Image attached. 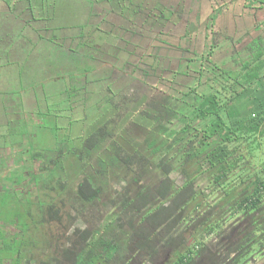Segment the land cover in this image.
Returning <instances> with one entry per match:
<instances>
[{
  "label": "trees",
  "instance_id": "1",
  "mask_svg": "<svg viewBox=\"0 0 264 264\" xmlns=\"http://www.w3.org/2000/svg\"><path fill=\"white\" fill-rule=\"evenodd\" d=\"M189 1L0 0V79L3 68L14 77L0 89V182L10 183L0 206L17 212L18 192H34L31 203L61 171L84 222L70 264L264 257V114L239 110L244 92L264 90V26L220 68L218 41L187 46L202 25H186ZM60 54L80 67L55 81ZM54 101L78 119L53 115ZM17 239L0 232V262L12 251L21 262Z\"/></svg>",
  "mask_w": 264,
  "mask_h": 264
},
{
  "label": "rangeland",
  "instance_id": "2",
  "mask_svg": "<svg viewBox=\"0 0 264 264\" xmlns=\"http://www.w3.org/2000/svg\"><path fill=\"white\" fill-rule=\"evenodd\" d=\"M185 4L189 13L186 25H197L199 19L202 24L198 30L193 33L194 36L189 39L190 43L187 44V46L190 47L191 51L196 50L202 52L207 46L208 49L210 48L211 42L218 41L215 48L211 50V54H214V58H212L216 60L220 68L228 64L229 58L234 53L232 50L235 45L239 44L238 50H241V47L245 45L244 40L247 39V37L252 36L251 33L253 32V28L261 22V20L254 15V11H256L255 8L249 7L246 0H191ZM215 7L222 12L216 19V24H212V20H210L208 26L204 27L207 22L202 23V21L207 15L209 16L212 13V10ZM7 28V23L0 22V42L3 41V30ZM241 42L243 43L241 44ZM25 45L26 44H23V49L25 48ZM19 56L20 59L23 60V54L20 53ZM56 57L57 58H55L54 61L58 64L59 75L55 76V81H59V78L61 77L60 72L63 73L68 68L70 70H77V68L80 67L77 62L67 60V56L65 57L64 54H60V56L56 55ZM49 59L53 58L49 57ZM11 60L13 59L11 58ZM3 69L4 72H2V74L6 76V80H4V77L0 79L1 81L4 80L0 83V89L7 91L8 88L6 86H10L11 89L8 90L10 91L14 88V83L12 82L14 77L7 69ZM60 81L63 82V78ZM191 81L192 80L190 79V84L192 83ZM50 87H52V82ZM133 90L134 89H132L131 92H133ZM239 101H243L244 104L247 105V108L242 107V109H239L241 112L242 110H247V112L260 113L261 115L264 114V90L257 87H251L243 93L239 98ZM49 104L50 105L47 106L46 109L49 112L51 111V113L58 118H62L64 121L66 119H78L74 114L71 116V114L65 110L66 108H64L65 106H63L62 101H54L52 105L49 102ZM58 109L60 110V114L54 113V110ZM47 119L48 118H45L44 124L48 126ZM64 121L63 123L65 124L66 122ZM80 125L81 124L78 123L73 124L72 131L75 135L81 128ZM38 141L41 142V140ZM60 173L61 171L58 170L57 176L51 178L45 185H43L41 192L32 202L34 205L31 206V215L29 219L31 221V234L45 237V241L47 242L45 243V246L47 248L52 249L55 248V246H72L76 248L81 242L78 238L77 231L78 228L84 227V222L69 207L68 203L71 196L70 190L66 187L65 179L60 176ZM182 183L183 179L179 177L178 185H181ZM40 205L48 213V222L44 223V225H40V223L43 222V216L41 215L39 207ZM45 251V249H41V252ZM169 259V255L165 258V254H161L159 262L161 261L162 264H165ZM254 264H264V257L258 259Z\"/></svg>",
  "mask_w": 264,
  "mask_h": 264
},
{
  "label": "flooded vegetation",
  "instance_id": "3",
  "mask_svg": "<svg viewBox=\"0 0 264 264\" xmlns=\"http://www.w3.org/2000/svg\"><path fill=\"white\" fill-rule=\"evenodd\" d=\"M234 1V0H231ZM247 4L249 7L251 8H255L256 11H254V15L257 16L259 18V20H261L260 23H258L257 25H259V29H262L264 26V21L262 22V20H264V7H260V5L258 4V0H246ZM212 13H217V16L219 17L220 13H222L220 10H218V8H214L212 10ZM217 17V18H218ZM208 21V20H207ZM209 22V21H208ZM209 23H206L204 27H207ZM220 33V32H219ZM218 33V34H219ZM222 34V32H221ZM257 32L255 31L254 34H251V37H247V39L244 40L245 45H243L241 48H244L248 45L249 41L253 39L255 36H258ZM243 42H241L242 44ZM239 48V44L235 45V47L233 48V52H235L236 50H238ZM0 189L1 190H5L8 189L9 187V182L8 181H2L0 182ZM43 186L41 185L39 190L37 191V195H33L32 197L34 199L37 198V196L39 195V193L41 192V188ZM36 190V189H34ZM21 195V199L23 200L24 203L20 204V208H18L17 212H14L16 209H13V205L10 202L11 199L14 200L15 195L13 194L10 198L9 202L11 204H8V206H0V232H2L3 230L6 231L7 233H11V242H13V236H18L17 240L22 239V241H25L22 250H23V259L21 260V262H16V253H14L13 251L11 252V256L7 257L5 261L0 262V264H70L69 261V256L66 252V248L67 247H56L55 248H47L45 246V243H47L45 241V237L39 236V235H34L31 234V221L30 219V215H31V211L28 213L27 209H28V204L29 205H34V203H29L30 199H31V195L34 192H31L29 194V192L27 193V189H25V192L23 190H21L20 192H18ZM29 194V195H28ZM5 198V194L4 195H0V201H2ZM41 206V205H40ZM26 207V208H25ZM46 211V210H45ZM41 212V211H40ZM19 215V218L14 219V215ZM47 213V211H46ZM41 215L43 216L42 212ZM47 218H48V213H47ZM60 217V216H59ZM48 221L44 222L47 223ZM43 222L40 223V225H44ZM26 224H28V226L25 228ZM47 237V236H46ZM51 242V241H50ZM41 249H45V252H41ZM4 260V259H3ZM60 260V261H58Z\"/></svg>",
  "mask_w": 264,
  "mask_h": 264
}]
</instances>
